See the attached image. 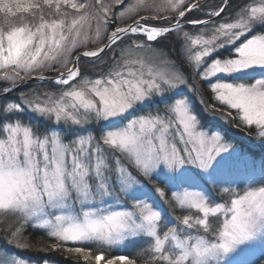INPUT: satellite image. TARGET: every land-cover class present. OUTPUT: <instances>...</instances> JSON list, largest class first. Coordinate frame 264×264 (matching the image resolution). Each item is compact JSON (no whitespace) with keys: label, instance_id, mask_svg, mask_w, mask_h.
<instances>
[{"label":"snow or ice","instance_id":"snow-or-ice-1","mask_svg":"<svg viewBox=\"0 0 264 264\" xmlns=\"http://www.w3.org/2000/svg\"><path fill=\"white\" fill-rule=\"evenodd\" d=\"M237 134L264 147V0H0V264H264Z\"/></svg>","mask_w":264,"mask_h":264},{"label":"rangeland","instance_id":"rangeland-1","mask_svg":"<svg viewBox=\"0 0 264 264\" xmlns=\"http://www.w3.org/2000/svg\"><path fill=\"white\" fill-rule=\"evenodd\" d=\"M209 2L211 3L212 0H209ZM234 140L237 143L238 147L242 148L243 150L251 149L256 154L264 151V147H261L259 144L252 142L248 137H246L243 134L234 135ZM26 255H29L33 258V264H39V262L43 258H46V257L51 258V260L53 261H55L56 259H59V257L56 256V254H52V253H47V254L46 253H39V254L26 253ZM256 255H259L258 250L256 251Z\"/></svg>","mask_w":264,"mask_h":264},{"label":"trees","instance_id":"trees-1","mask_svg":"<svg viewBox=\"0 0 264 264\" xmlns=\"http://www.w3.org/2000/svg\"><path fill=\"white\" fill-rule=\"evenodd\" d=\"M243 147H244V146H243ZM263 152H264V151H263ZM261 153H262V152L258 153L257 156H259V154H261ZM33 235L35 236V235H38V234H35V233H34Z\"/></svg>","mask_w":264,"mask_h":264}]
</instances>
